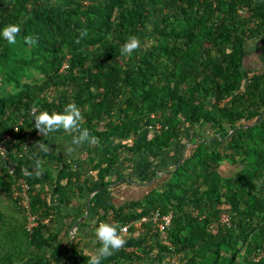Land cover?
Wrapping results in <instances>:
<instances>
[{
	"label": "trees",
	"instance_id": "obj_1",
	"mask_svg": "<svg viewBox=\"0 0 264 264\" xmlns=\"http://www.w3.org/2000/svg\"><path fill=\"white\" fill-rule=\"evenodd\" d=\"M10 23L22 29L15 45L0 40V82L13 87L0 93V139L5 132L16 139L8 150L13 175L0 157V264H87L90 255L70 240L69 226L53 229L57 216L66 217L59 204H69L64 196L76 174L58 159L63 167L52 176L47 163L57 158L39 147L66 131L45 135L34 122V113L63 112L69 103L96 143L85 142L90 164H82L101 181L123 150L160 162L172 146L185 148L158 188L102 206L97 223H112L110 212L119 228L156 210L171 213L169 245L146 231L139 254L122 247L103 264H149L154 249L158 264H264L255 259L264 248V48L254 64L248 50L264 41V0H0V28ZM146 35V46L121 53L130 37ZM43 67L47 78L33 88L29 79ZM150 127L156 132L139 141ZM28 131L34 139L24 145ZM223 163L239 168L223 176ZM19 178L38 216L31 233L11 188ZM47 183L57 199L45 200Z\"/></svg>",
	"mask_w": 264,
	"mask_h": 264
},
{
	"label": "crops",
	"instance_id": "obj_2",
	"mask_svg": "<svg viewBox=\"0 0 264 264\" xmlns=\"http://www.w3.org/2000/svg\"><path fill=\"white\" fill-rule=\"evenodd\" d=\"M256 51L255 48L250 50V62L252 64L258 61V58L256 60L254 56ZM149 129H145L139 134V141L152 137L154 133ZM74 134L78 133L66 132L57 140L47 138L48 144L46 147L57 158L47 163L52 176H56V165H59V168L63 167V163H59L60 160L70 164L71 171L76 174V177L71 179L73 185L70 186V192L64 196V200L69 201V204H59L61 214L66 217L60 218L57 216L56 221L53 222V229L63 232L65 227L69 226L68 234L69 236L72 235L70 240L76 238L80 242L81 248L91 256L95 254L96 249L99 247L98 243L95 242L93 230L97 226L99 213L102 212L101 207L108 205L121 206L129 201L140 200L150 190L158 188L162 179L169 176L170 171L168 169L174 165V159L185 154V148L179 145L172 146L160 162L152 161L145 153H132L123 150L119 155L118 168L105 175L104 181H101L96 177V171L90 170L86 165L90 164V154L86 150V144L79 146L71 144ZM190 139L191 137L184 139L183 142H186L185 147L191 145ZM95 144V142H92L90 147L93 149ZM115 144L112 143L108 148L111 149ZM69 147L74 148V151H69ZM108 148L104 151L103 156L110 154ZM83 162L86 164H82ZM164 164L167 169L163 168ZM67 181V178L62 179L61 185H66ZM41 189L45 200H49L51 197H54V199L59 197V193H54L55 186L52 183H47ZM91 199L92 204L90 205ZM141 238L142 234L133 230L125 236L126 244L123 248L126 251H134L139 254ZM156 254L157 251L154 249L148 255L149 264H158Z\"/></svg>",
	"mask_w": 264,
	"mask_h": 264
},
{
	"label": "clouds",
	"instance_id": "obj_3",
	"mask_svg": "<svg viewBox=\"0 0 264 264\" xmlns=\"http://www.w3.org/2000/svg\"><path fill=\"white\" fill-rule=\"evenodd\" d=\"M22 25L18 23H10L0 28V40H3L8 45H15L17 43L18 34L21 33ZM26 42L35 43L31 37H25ZM141 47L140 40L133 36L130 37L122 46L121 53L125 55H133ZM81 112L76 104L69 103L65 106L63 112H49L47 110L34 113L35 127L43 134L54 133L60 129L66 132L78 133L74 134L71 139V144L79 146L85 142H94L90 136L87 128L81 126ZM41 151L47 152L48 147L39 145ZM69 151H74V148L69 147ZM35 175L40 176L42 169L40 164L35 166ZM32 175V173H27ZM119 226L109 222H100L93 230L95 242L99 247L95 254L87 259V264H103V260L119 249L125 244L126 240L120 234Z\"/></svg>",
	"mask_w": 264,
	"mask_h": 264
},
{
	"label": "built area",
	"instance_id": "obj_4",
	"mask_svg": "<svg viewBox=\"0 0 264 264\" xmlns=\"http://www.w3.org/2000/svg\"><path fill=\"white\" fill-rule=\"evenodd\" d=\"M63 67H67L65 64ZM150 129L156 132L155 127H150ZM17 130V128H15ZM23 133V131H22ZM27 139L24 142V145L30 144L33 142V135H31L30 131L27 132ZM11 142H16V139L12 137V135L8 132H5L0 139V157L4 160H8V150L11 147ZM7 171L10 175H13L14 165L10 160H8ZM13 191V197L17 200L18 205L24 210L26 215V230L31 233L34 228L38 224V216L32 212L31 209V200L29 195V185L28 183L19 178L17 182L12 184L11 186ZM108 219L112 221L113 224L119 225L118 221L112 220V212L109 213ZM172 220V214H161L158 210L151 212L149 215L142 216L141 218L127 222L124 225L120 226V234L125 238L127 234L132 232L133 230L139 234H143L144 232H149V235L154 233H158L162 237V242L166 245H169L167 241L166 232L169 228ZM221 221L223 223L229 224L230 220L226 214H222ZM264 257V248H259L257 250V255L255 257L256 260Z\"/></svg>",
	"mask_w": 264,
	"mask_h": 264
},
{
	"label": "rangeland",
	"instance_id": "obj_5",
	"mask_svg": "<svg viewBox=\"0 0 264 264\" xmlns=\"http://www.w3.org/2000/svg\"><path fill=\"white\" fill-rule=\"evenodd\" d=\"M141 41H142L141 47L143 48L144 46L147 45V43L150 42L149 35H146L144 37V39H142ZM248 46H249L248 47L249 51L253 48H255V49H259L262 47L264 48V41L260 42L259 45L257 43H255L254 41H252L251 43H249ZM48 72H49V69L47 67H43L42 70L34 71L33 75L29 79L30 83L32 84V87L34 88V87L42 85L43 81L47 78ZM12 89H13V87L11 86V84H1V82H0V93L10 92ZM50 92L53 93V91H50ZM51 96L55 97L54 94ZM149 130H151V129H149ZM151 132H152V130H151ZM238 168H239V166H231V165H228L227 163H223L221 166V174L223 176L233 175L234 172H236L238 170ZM263 186H264V184H263ZM2 204L5 206H9V207L11 205L6 199H4V201H2ZM9 212H10V210H9ZM71 237H72V235L70 236V238ZM171 264H175V259H174V261L171 262Z\"/></svg>",
	"mask_w": 264,
	"mask_h": 264
},
{
	"label": "water",
	"instance_id": "obj_6",
	"mask_svg": "<svg viewBox=\"0 0 264 264\" xmlns=\"http://www.w3.org/2000/svg\"><path fill=\"white\" fill-rule=\"evenodd\" d=\"M257 1H262V0H257Z\"/></svg>",
	"mask_w": 264,
	"mask_h": 264
}]
</instances>
